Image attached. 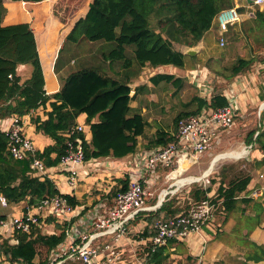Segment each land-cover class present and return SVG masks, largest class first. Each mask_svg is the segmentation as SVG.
Returning a JSON list of instances; mask_svg holds the SVG:
<instances>
[{
  "label": "trees",
  "instance_id": "obj_1",
  "mask_svg": "<svg viewBox=\"0 0 264 264\" xmlns=\"http://www.w3.org/2000/svg\"><path fill=\"white\" fill-rule=\"evenodd\" d=\"M4 1L12 9L9 18L14 14L11 3L23 2L31 15V24L2 26ZM43 1L46 0H0V119L13 115L21 118L54 99L50 104L51 111L45 113V120L39 116L31 118L36 131L54 141L42 152L35 151L34 157L22 160L11 158L7 151L8 138L0 131V196L5 198L6 205L26 201L30 208L44 198L57 196L76 206V200L71 195L60 193L49 178L40 180L35 175L31 168L33 159L41 160L45 168L55 167L65 154L68 139L63 135L76 127V119L81 114L86 115L91 132L90 142L85 141L83 132H76L70 140L74 144L80 141L85 160L110 154L120 158L134 152L137 138L144 134L147 124L139 114L130 115L131 80L139 76L145 65L182 69L186 55L176 51L173 44L195 46L210 30L216 15L234 7V0H68L73 14L78 7L85 5L73 15L70 24L66 23L67 28L60 36H57V25L45 26L46 19L39 5ZM238 12L243 14L245 9L238 8ZM250 13L251 17L240 23L239 30L240 36L246 40L250 56L235 60L224 76L227 82L239 74L248 73L256 63H264V10L257 8ZM152 21L155 27H152ZM83 41L100 44L103 59L110 64L120 62L123 73L109 76L95 68H77L66 77L57 92L49 95L45 86L52 85V77L49 80L45 78L38 50L44 49L42 55L50 65L53 47L59 42L57 58L52 64L53 73H57L64 45L69 43L80 47L79 43ZM21 65L31 67L30 77L24 82L17 75V68ZM162 82L179 88L183 81L171 74H158L149 79V84L153 86ZM228 99L220 93L212 95L209 101L195 98L198 102L195 111L181 113L173 119L175 133L179 120L196 115L203 108L216 110L225 106ZM93 119L97 121L93 123ZM175 133L159 131L149 147L175 143ZM263 134L254 139L253 134L249 135V144L255 141L263 155L257 166L264 164ZM249 182L250 176L243 172H238L226 184L223 174L222 177L220 175L216 196L222 199L225 211L231 210L235 198L246 190ZM209 192V188H195L188 197L197 203L206 199ZM179 211L171 205H162L146 219L148 228L145 235L155 234L153 225L157 220L166 221ZM34 231L30 235L15 236L17 243L13 245L9 240L0 239V256L11 263L35 264L37 250L43 249L45 258L37 264H45L51 251L65 240V232L33 237ZM251 247L257 249L254 244ZM160 255H154L150 261L159 263L156 259ZM247 259L260 261L264 255H249Z\"/></svg>",
  "mask_w": 264,
  "mask_h": 264
},
{
  "label": "crops",
  "instance_id": "obj_2",
  "mask_svg": "<svg viewBox=\"0 0 264 264\" xmlns=\"http://www.w3.org/2000/svg\"><path fill=\"white\" fill-rule=\"evenodd\" d=\"M50 0H46L40 2L42 12L44 13L45 26L47 23V14L50 11L51 15H53V8H47L48 2ZM56 2V1H55ZM87 2V0H86ZM250 0H234V7L244 8V9H252L249 4ZM11 5H14L17 11H13V16L9 18L11 13L6 14V19L2 21V26L12 25V24H20L27 23L31 24L32 18L30 13L25 8V4L23 2H13ZM3 7H7V1L3 2ZM49 9V10H48ZM264 10V9H261ZM247 11V10H246ZM239 13L240 21L236 22L234 25L229 27V30L234 28H240V23L248 20L251 17V13ZM252 11V10H251ZM57 21L53 22L54 25L58 26L57 36L63 34L61 31L62 28H67L66 24L61 23V21L56 18ZM215 21V20H214ZM213 21V23H214ZM58 23V24H57ZM212 23V24H213ZM212 27L210 28V30ZM215 32L218 35L217 25L215 27ZM227 32V33H228ZM226 33V34H227ZM225 34V35H226ZM63 43V42H62ZM54 45L53 52L51 58L53 61L50 65H47L46 58L43 57L42 53L44 51L43 48L38 50L40 61L42 63V67L44 70V75L47 80L52 77V85L45 86V89L48 90V94H53L57 92L64 83L66 77L73 72V67L71 63H73L74 59L67 58L64 62L57 66V73H53L52 64L57 55V50L59 49V42ZM61 44V42H60ZM96 43H88L83 41L82 46H88ZM101 47L100 44H98ZM175 45V44H173ZM178 45V44H177ZM218 45V44H217ZM179 49L176 51L181 52L186 55L185 46L178 45ZM202 47V48H201ZM204 37L192 48H195V55L187 57H193V59H199V56L202 54V50L205 48ZM185 50V51H184ZM89 51V50H88ZM130 52V49H128ZM83 57L82 63L91 62L90 67L98 69L102 74H107L109 76H115L123 73L122 65L120 62L109 63V61H105L102 57L101 50L97 49L96 52H88L83 54L81 57H77L78 60ZM57 58V57H56ZM87 60V61H85ZM260 69L259 77L253 75L251 79H249V83L245 81L247 79L246 74L243 73L237 75L235 82L239 89H243L247 91V93H243L241 96L243 97L241 101H239V106L237 111L240 109L248 108V104L251 102L253 104H258L259 110L264 111V63H256ZM199 67V66H198ZM86 68V67H85ZM167 71L168 74H171L176 77L174 74L177 71H184L185 74L193 77L195 81L193 84L195 85L198 92L192 98L194 103L198 105L197 100L195 98L209 101L212 97L213 90L210 89V85L207 82L208 71L203 68H197L195 72L190 71V69L181 70L180 68H175L172 66H160V67H150L149 65H145L139 74V76L135 79H132L130 93V115L139 114L143 120L146 122L147 126L144 129V134L137 138V145L134 152L125 155L120 158L113 157L111 154L106 157L101 158H91L89 160H85L84 165L79 170V180L78 185L72 190L70 189L65 182V173L61 172V168L57 165L55 167L46 168V175L55 185L56 189L60 191L62 194L71 195L77 202L76 207L81 210V215L79 217L63 218L60 216H51V215H43L40 218L41 226L34 231V235H53L58 234L59 232H65V240L63 243L52 250V254L59 250L63 245H65L68 241V238H77L80 233L83 231L82 224V215L85 213L91 212L92 209L96 210V207L100 208V210H106L113 204L115 194L123 190L127 187L129 181L134 179L141 180V173H143L144 178L142 179V183L144 187H148L149 179H147L146 173H144V160L148 155L158 151L161 146H151L149 147V143L151 140H155L156 134L161 132H166L168 134H174L175 130L173 128V132L166 131L162 129L160 123L162 120V115L164 114V95L162 93L163 89L161 86L169 85L164 82L159 83L158 85L149 84V79L158 74H165ZM203 71H205L203 73ZM174 73V74H173ZM31 74V67L29 65H21L17 68V75L20 77L21 82L29 79ZM202 74V75H201ZM198 76L201 77L198 79ZM188 77V76H187ZM183 81L182 78H179ZM200 80L202 82H200ZM248 80V79H247ZM134 83V85H133ZM183 84V82H182ZM182 84L179 88H176L175 84H170L175 87L176 90L182 88ZM153 89L155 94L145 93L140 95V92L150 91ZM215 90V89H214ZM204 94V96H202ZM220 94L227 96L224 92H220ZM210 95V96H208ZM146 98V99H145ZM149 98L150 102H149ZM54 102V99H50L48 103L44 107H40L37 110L31 112L28 115L21 117L24 132L26 136L32 142L36 151L42 152L44 148L48 146H52L54 141L49 137L44 136L43 134L36 131L34 125L32 124V117L39 116L41 120H45V113L51 111L50 104ZM146 102H149V105L146 106ZM191 102V101H190ZM152 109L153 112H149V109ZM197 109V106L195 110ZM194 110V111H195ZM182 113V112H181ZM180 113V114H181ZM236 114H238L236 112ZM10 119L4 118L0 119V131H6L10 126ZM97 119H93L92 122H96ZM153 123V125H152ZM76 126H81L83 128V134L85 137V141L87 143L90 142L91 132L89 125L86 123V115L81 114L76 119ZM225 133V132H224ZM177 133H175L176 136ZM64 136V135H63ZM223 134L219 136L215 141L222 139ZM257 136V134H256ZM254 138H256L254 136ZM141 139H145V143L141 142ZM264 143V134L262 136V140ZM222 141L215 144L214 148L220 147ZM252 148V146H249ZM213 148V149H214ZM248 148V147H247ZM246 147H242L240 151H233L231 155L227 156L225 159H221L226 161V164H221L218 167L219 170H214L217 164L213 169H210V165L213 162H210L206 171L203 174L208 173V175H215L217 179L220 180V174L222 177V172H225V176L223 174L225 184L231 178H228V174L226 169L228 168H236L239 172L246 173L250 176V182L245 191L238 194V196L234 200V204L229 211H220L219 216H216L215 221H213L208 229L204 230V241L202 239H197L195 237L188 238L186 241H178L173 240L170 241L165 247L159 248L155 253L149 256L150 259L154 257L156 254H161L157 257L156 260H159V263L156 264H264V259L260 261L256 260H248L247 257L251 255L252 257H257L259 255H264V196L262 198L253 199L250 197V193L253 189L258 188L264 185V181L261 176L264 175V164L257 166L258 162L263 159V155L256 147L251 150H245ZM236 152V153H234ZM215 154V152H214ZM216 155V154H215ZM208 156H213L212 153H208ZM217 156V155H216ZM215 157V156H214ZM244 160L242 163V167L247 170H241L237 163L239 160ZM185 161H181L179 163V170L181 169V164ZM234 164L233 166H231ZM247 164H250L249 167ZM191 164H189V167ZM188 167V168H189ZM158 179L162 177L161 170H158ZM178 171V170H177ZM221 171V173L219 172ZM203 174L201 176H203ZM200 176V177H201ZM196 177V178H200ZM233 178V177H232ZM41 180V179H40ZM178 180V179H177ZM175 182V185L179 188L184 186L185 182ZM147 183V184H146ZM219 183L210 186V192L207 193L210 196H216V192L218 189ZM151 187V186H150ZM164 194H160L163 196ZM167 195H164V197ZM159 196V197H160ZM153 197V196H152ZM149 198L146 200L147 209L139 212L135 218L129 223V235L127 238L122 240L121 246L124 252L125 261L123 264H135L134 262V250L140 248L137 255L140 254L143 245L141 244L142 240L148 239L151 237L150 235H145L147 232V222L146 219L154 214L161 207V201H158L155 207H151L148 203L152 199ZM1 207H5L7 209L6 215H1L0 218H8L11 216H20L26 212L29 208L26 201H22L15 205H1ZM93 211V210H92ZM60 228V229H59ZM147 234V233H146ZM13 240V238H10ZM16 244V243H14ZM251 244L257 246L255 250L251 247ZM13 245V244H12ZM40 250V251H39ZM37 250V256L34 259V263H40L44 258V250ZM160 250V251H159ZM38 252H42V255L38 254ZM50 256V255H49ZM48 260V259H47ZM154 263V261H151ZM0 264H17L9 262L5 257L0 256ZM63 264H78L70 261H65ZM155 264V263H154Z\"/></svg>",
  "mask_w": 264,
  "mask_h": 264
},
{
  "label": "built area",
  "instance_id": "obj_3",
  "mask_svg": "<svg viewBox=\"0 0 264 264\" xmlns=\"http://www.w3.org/2000/svg\"><path fill=\"white\" fill-rule=\"evenodd\" d=\"M250 5L259 10L264 9V0H250ZM214 20L218 31V46L222 48L225 46V34L229 27L240 21L238 8L222 10ZM230 95L228 103L223 107L216 110L203 108L198 114L179 120L176 142L160 148L145 157L143 161L144 173L148 174L147 179H149L148 187L143 186L144 176L141 173V180L129 181L124 190L115 194L113 204L108 209L101 211L96 207V210L92 209L93 211L82 215L83 231L80 235L77 238H68L67 243L55 253L52 254L51 251L45 264H63L65 261L78 264H123L125 257L121 246L122 240L129 235V223L139 212L147 209L146 200L151 196L148 189L158 180V170L168 171L165 177L170 179L172 168L179 170L181 161L194 164L212 149L214 141L220 134L229 131L234 125L239 96L232 95L231 92ZM76 132H83V128L76 126L64 134L68 139L65 154L57 164L61 172L65 173V182L72 190L78 185L79 170L85 163L80 143L74 144L70 140ZM3 133L8 138L7 151L11 158L22 160L28 156L34 157L36 150L24 132L20 117L11 116L10 126ZM31 168L39 179L48 177L41 160L34 158ZM209 176L210 174L199 181L203 183V187L211 182ZM261 178L264 181V175ZM263 196L264 185L253 189L250 193L253 199ZM222 203V199L207 194L206 199L192 204L188 210L166 221L157 220L153 225L155 234L141 241L144 248L140 254L137 255L140 248L134 250L135 264H154L149 256L159 248L165 247L170 241L184 242L191 237L204 241V230L215 221L220 211H225ZM0 204L6 205V200L2 196H0ZM43 215L72 219L79 217L81 210L57 196L44 198L20 216L0 218V239L14 240L19 234L30 235L41 226L40 218Z\"/></svg>",
  "mask_w": 264,
  "mask_h": 264
},
{
  "label": "rangeland",
  "instance_id": "obj_4",
  "mask_svg": "<svg viewBox=\"0 0 264 264\" xmlns=\"http://www.w3.org/2000/svg\"><path fill=\"white\" fill-rule=\"evenodd\" d=\"M56 1V2H55ZM65 2V3H64ZM47 8L51 9L53 8V15H51L50 11H48L47 14V23L53 24V22L57 21L56 18H58L61 23L66 24L73 21V15L79 11L85 4L81 5L76 9V12L73 14L70 11V8L72 5L68 0L61 1V0H50L48 3ZM250 4V3H249ZM26 8V7H25ZM48 9V10H49ZM257 8L253 7L252 9H245L246 13H250L253 10ZM252 10V11H251ZM12 9L8 7L3 8L2 12V21L4 18L6 19V14L10 13ZM14 12L17 11L16 8L13 10ZM249 19V18H248ZM58 22V21H57ZM2 23V22H1ZM152 27H155L154 22L152 21ZM58 24V23H57ZM216 23L212 24V29L209 30L204 34V42L206 45V49L202 50L201 56H199V59H193V57H187L185 59V66L181 70L190 69V71L195 72L197 68H203L208 71L207 75V83L210 85V89L213 90L212 94L210 95H216L218 93L224 92L227 96H231V94H235V96H239V101L243 98L241 95L244 93H247V91L243 89H239L235 79L236 77L230 81L227 82L224 78L225 75L229 73V69L231 65L235 62V60L238 57L242 58H248L250 56V50L248 48V45L246 43V40L240 36V28H234L230 30L225 35V46L219 47L218 44V38L217 33L215 32ZM61 31L64 30L62 26L60 27ZM237 33L239 34L237 36ZM237 36V37H236ZM81 46L76 47L72 44H65L61 53V58L59 60V64L64 62L67 58L74 59L73 63H71L73 67V71H75L77 68L82 67H90L88 65L91 64L85 63L83 64V57L78 60L79 57L83 56V54L90 52H96L97 49H101L99 47L98 43L86 45L85 47L82 46V43H79ZM174 49L178 48V45H173ZM202 48V47H201ZM89 50V51H88ZM78 57V58H77ZM262 58H264V54L262 55ZM87 61V60H85ZM88 62V61H87ZM199 66V67H198ZM205 71H203L204 73ZM260 69L258 67V64L253 65L248 74H246L247 79H245L246 82L249 83V79L253 77V75H256L259 77L260 75ZM165 74H168L167 71ZM174 74V73H173ZM176 77L183 79L182 88L179 90H176L175 87L172 85H165L161 86L164 95V114L162 115L161 120V127L162 129L166 131L173 132V119L182 113L192 112L195 110L197 103L195 104L193 101L194 95L198 92V89H196L193 82L195 79L193 77H190V75L185 74L184 71H177V73L174 74ZM202 75V74H201ZM242 74H240L241 76ZM188 76V77H187ZM202 77V76H201ZM198 76V79L201 78ZM200 82H202L200 80ZM134 85V83H133ZM134 86H131L133 88ZM215 89V90H214ZM233 89L232 91H230ZM151 93L155 94V91L151 89L150 91H143L140 92V95ZM145 94V95H146ZM208 95V96H210ZM204 96V94L202 95ZM146 99V98H145ZM149 98V102H150ZM191 101V102H190ZM149 102H146V106L149 105ZM248 108L246 109H240V111L236 114L235 122L233 127L227 131L222 132L223 134L222 139L218 141H214L213 147L211 150L206 152L204 155L201 156V158L194 164H191L189 167V164L187 161L183 162L181 164V169L177 171V168H172L171 172L172 175L170 179H167L165 176L168 171L161 170L160 174L162 173V177H160L158 180L155 181V183L151 184L149 186L148 191L150 192L151 196L148 197L152 199L149 201V205L151 207H155L158 203V201H161L162 205H171L173 208H176L179 211V213L184 212L189 209V207L194 204L195 202L188 197L189 192L191 190H194L195 188H211L210 186H213L217 183H219V179L215 175H210L208 178L211 181L208 185L203 187L202 182H196L191 184H186L181 187H177L175 185L176 180L178 179L180 182H187L190 179H194L196 177H200L204 171L208 168V165H210V162H213L212 165H210V169H213L214 166L217 164L216 168L214 170H219L218 167L221 166V164H226V161H223L221 159H225L227 156L231 155L233 151H240L239 149L242 147H246L245 150H251L252 148L256 147L259 148V145L254 141L252 144H249V135L253 134V139L256 134H260L264 132V111H260L258 104L249 103ZM149 112H153V110L150 108ZM154 113V112H153ZM153 125V123H152ZM220 134V136H221ZM145 139H141V142L145 143ZM220 147H215L214 145L221 142ZM249 146H252L250 148ZM248 147V148H247ZM214 148V149H213ZM212 153L213 156H208V153ZM217 155H215L214 154ZM236 153V152H234ZM215 156V157H214ZM243 159L239 160L237 163L239 165V168L241 170H247L246 168L242 167ZM231 165V164H230ZM232 164L231 166H233ZM248 167L250 164H247ZM189 167V168H188ZM159 172V171H158ZM157 172V175H158ZM221 173V171H219ZM226 172L228 174V178H234L238 174L239 170L236 168H228L226 169ZM225 175V172H222ZM175 175V177H174ZM221 175V174H220ZM177 180V182H178ZM226 182H228L226 180ZM219 186V185H218ZM167 195L164 197V195ZM160 194H164L163 196H160ZM160 196V197H159ZM161 205V206H162ZM7 209L5 207L0 206V216L6 215ZM40 255H42V252H39ZM46 255V253H44ZM45 258V257H44Z\"/></svg>",
  "mask_w": 264,
  "mask_h": 264
},
{
  "label": "water",
  "instance_id": "obj_5",
  "mask_svg": "<svg viewBox=\"0 0 264 264\" xmlns=\"http://www.w3.org/2000/svg\"><path fill=\"white\" fill-rule=\"evenodd\" d=\"M186 47V46H185ZM194 47V46H193ZM176 49H179V46H178V48H176ZM175 49V50H176ZM185 50H186V52H185V54L186 55H188V56H193V55H195V48H192V47H187V48H185ZM184 50V51H185ZM179 52V51H178ZM181 53V52H180ZM78 143H80L79 141H77ZM9 243L12 245V244H14V243H16V241L15 240H10L9 241Z\"/></svg>",
  "mask_w": 264,
  "mask_h": 264
},
{
  "label": "bare ground",
  "instance_id": "obj_6",
  "mask_svg": "<svg viewBox=\"0 0 264 264\" xmlns=\"http://www.w3.org/2000/svg\"><path fill=\"white\" fill-rule=\"evenodd\" d=\"M207 175H208V173H205V174H203V176H201L200 178L190 179V180H188L187 182H185L184 185H186V184H191V183H194V182H198V181H200L203 177H205V176H207ZM174 177H175V175H174Z\"/></svg>",
  "mask_w": 264,
  "mask_h": 264
}]
</instances>
